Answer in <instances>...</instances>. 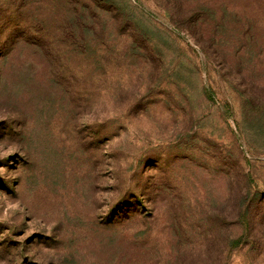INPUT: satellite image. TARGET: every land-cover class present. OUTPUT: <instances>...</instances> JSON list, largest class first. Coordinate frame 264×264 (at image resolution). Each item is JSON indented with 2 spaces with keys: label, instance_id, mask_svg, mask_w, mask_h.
Listing matches in <instances>:
<instances>
[{
  "label": "rangeland",
  "instance_id": "rangeland-1",
  "mask_svg": "<svg viewBox=\"0 0 264 264\" xmlns=\"http://www.w3.org/2000/svg\"><path fill=\"white\" fill-rule=\"evenodd\" d=\"M178 2L0 0V264H264V0Z\"/></svg>",
  "mask_w": 264,
  "mask_h": 264
},
{
  "label": "trees",
  "instance_id": "trees-1",
  "mask_svg": "<svg viewBox=\"0 0 264 264\" xmlns=\"http://www.w3.org/2000/svg\"><path fill=\"white\" fill-rule=\"evenodd\" d=\"M167 2H172L173 3V12H169L171 15H172V18H173V21H174V17H178V10L181 9L182 5L181 3L178 2V0H166ZM211 2L212 3V0H199V5L197 6L196 5V8L197 11L199 9H201L202 12H197V14H200L204 16L210 14L211 15V18H213L211 20V22L209 23V26L214 30L215 29H218L220 26H222V22L223 21H227V13L229 12H232V11H236L237 8L234 7V5H239V0H216L214 1L215 3V6H214V9L217 13H212V9L211 7L207 6V3ZM178 5V7L176 6V4ZM230 4H233V5H230ZM236 20V19H235ZM235 20H230L228 21V24L231 26V24L235 21ZM176 21V20H175ZM231 30L232 27H230ZM13 36L9 37V41H11L9 44H11L10 46H16L18 44V41L20 40L19 38L24 35V32H22L20 35L19 33L17 32V30H14ZM71 37V39L73 40H78L77 44L78 43H81V41L79 40V36L76 34V32H71V34L69 35ZM246 36V35H245ZM81 39H83L81 37ZM245 39V38H243ZM203 45V48H204V44ZM141 203V202H140ZM146 217H149V216H146ZM240 220L242 222V224L244 226L248 225L251 223V219L249 220L248 222V216H247V213L245 214H241L240 215ZM241 243H243V238L240 237V238H237L235 240H233V246L234 247H237V246H240Z\"/></svg>",
  "mask_w": 264,
  "mask_h": 264
}]
</instances>
